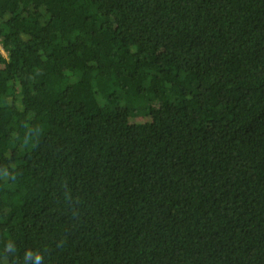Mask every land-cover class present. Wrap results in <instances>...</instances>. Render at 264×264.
Here are the masks:
<instances>
[{"label":"trees","instance_id":"16d2710c","mask_svg":"<svg viewBox=\"0 0 264 264\" xmlns=\"http://www.w3.org/2000/svg\"><path fill=\"white\" fill-rule=\"evenodd\" d=\"M0 264H264V0H0Z\"/></svg>","mask_w":264,"mask_h":264},{"label":"built area","instance_id":"2783aa9c","mask_svg":"<svg viewBox=\"0 0 264 264\" xmlns=\"http://www.w3.org/2000/svg\"><path fill=\"white\" fill-rule=\"evenodd\" d=\"M0 50H1L2 54H3L4 56H6V53H4L2 47L0 48Z\"/></svg>","mask_w":264,"mask_h":264},{"label":"rangeland","instance_id":"374dc122","mask_svg":"<svg viewBox=\"0 0 264 264\" xmlns=\"http://www.w3.org/2000/svg\"><path fill=\"white\" fill-rule=\"evenodd\" d=\"M0 48H1V46H0ZM5 53V52H4Z\"/></svg>","mask_w":264,"mask_h":264}]
</instances>
